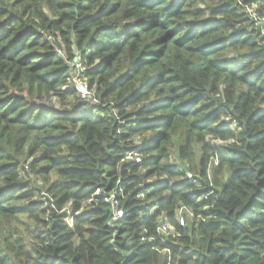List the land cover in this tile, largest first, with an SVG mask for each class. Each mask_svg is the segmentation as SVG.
Segmentation results:
<instances>
[{
    "label": "trees",
    "instance_id": "16d2710c",
    "mask_svg": "<svg viewBox=\"0 0 264 264\" xmlns=\"http://www.w3.org/2000/svg\"><path fill=\"white\" fill-rule=\"evenodd\" d=\"M263 18L264 0H0V264H264Z\"/></svg>",
    "mask_w": 264,
    "mask_h": 264
},
{
    "label": "built area",
    "instance_id": "2783aa9c",
    "mask_svg": "<svg viewBox=\"0 0 264 264\" xmlns=\"http://www.w3.org/2000/svg\"><path fill=\"white\" fill-rule=\"evenodd\" d=\"M262 21H263V24H264V18L262 19ZM58 52H59V54H61L60 51H58ZM69 64L77 72V75H75L73 77H80L82 75V73H83V66L81 65L80 59L79 58H75ZM72 86H73L74 90L78 93V95H79V97H80L81 100H89L92 103H97V101L93 98L92 93L88 90L86 81L82 77H81L80 80H75L73 82V85ZM136 157H138V156L137 155H128L126 158L127 159H134L136 162H139V159H136ZM213 164H214V166L217 165V161L214 160ZM96 194H98V191L96 192ZM141 198L143 199L144 197L141 196ZM109 202L115 208L114 221H116V220H118V219H120L122 217V212L119 211L118 208H117V204L115 203V197H114V195H112L110 197ZM182 210H187V209L183 208ZM180 213H181V210L178 213V222H179V224L181 226H184V220L185 219H184V217L180 216ZM77 214L80 215V212L79 213H75V215H77ZM70 215H71L70 213H67V217H70ZM190 215H192V214L190 213ZM160 231H161L160 233L163 234L166 237L173 236V231L165 223L164 224H161Z\"/></svg>",
    "mask_w": 264,
    "mask_h": 264
},
{
    "label": "rangeland",
    "instance_id": "374dc122",
    "mask_svg": "<svg viewBox=\"0 0 264 264\" xmlns=\"http://www.w3.org/2000/svg\"><path fill=\"white\" fill-rule=\"evenodd\" d=\"M262 31H263V33H264V24H262ZM61 53V52H60ZM62 54V53H61ZM60 54V55H61ZM81 79V76L80 77H73L72 79H71V83H72V85H73V82L75 81V80H80ZM213 144L214 145H218L219 143L218 142H213ZM188 177V179H190L191 178V176L190 175H188L187 176ZM183 209V207H181V208H179V212H180V210H181V213H180V216H182V217H184V226L185 227H189L190 226V224H191V222H192V220H194V216H193V214L189 211V210H182ZM190 213L192 214V215H190ZM193 216V217H192ZM70 218H68V220H69ZM68 222H70V221H68ZM162 224H164V221H163V223ZM166 224V223H165ZM167 225V224H166Z\"/></svg>",
    "mask_w": 264,
    "mask_h": 264
},
{
    "label": "clouds",
    "instance_id": "9594fccd",
    "mask_svg": "<svg viewBox=\"0 0 264 264\" xmlns=\"http://www.w3.org/2000/svg\"><path fill=\"white\" fill-rule=\"evenodd\" d=\"M136 159H140V157H136ZM189 175H191V173H189ZM229 206L231 207L232 205H229ZM176 236H180V233L177 232L176 233ZM194 246H195V248H196V250L198 252H205L206 253V246H205V244L204 243H200V242H196V238L195 237H194ZM261 255H262V258H264V253H262ZM169 259L171 261L174 258L170 256ZM177 264H178V262H177Z\"/></svg>",
    "mask_w": 264,
    "mask_h": 264
}]
</instances>
